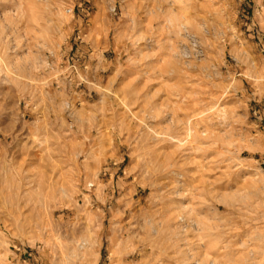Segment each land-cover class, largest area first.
<instances>
[{
  "label": "rangeland",
  "instance_id": "obj_1",
  "mask_svg": "<svg viewBox=\"0 0 264 264\" xmlns=\"http://www.w3.org/2000/svg\"><path fill=\"white\" fill-rule=\"evenodd\" d=\"M0 264H264V0H0Z\"/></svg>",
  "mask_w": 264,
  "mask_h": 264
},
{
  "label": "bare ground",
  "instance_id": "obj_2",
  "mask_svg": "<svg viewBox=\"0 0 264 264\" xmlns=\"http://www.w3.org/2000/svg\"><path fill=\"white\" fill-rule=\"evenodd\" d=\"M170 2H171V0H170ZM19 5V4H18ZM21 5V4H20ZM22 6V5H21ZM29 7V6H28ZM33 8V7H32ZM174 8V7H173ZM167 9V8H166ZM175 9V8H174ZM21 11H22V9H20ZM29 12H31V11H29ZM21 13V12H20ZM19 13V14H20ZM24 14V13H23ZM31 14V13H30ZM33 15V14H32ZM31 15V16H32ZM35 17V16H34ZM38 23V22H37ZM177 95V94H176ZM157 102V101H156ZM179 106V105H178ZM174 117V116H173ZM182 117V116H181ZM187 117V116H186ZM185 120V119H184ZM196 121V120H195ZM161 126V125H160ZM193 130V129H192ZM187 131V130H186ZM191 131V130H190ZM200 136V135H199ZM179 173V172H178ZM184 180V179H183ZM193 181V180H192ZM188 186V185H187ZM192 187V186H191ZM186 189V188H185ZM196 190V189H195ZM188 191V190H187ZM194 193V192H193ZM178 204V203H177ZM171 212H172V210H171ZM167 216V215H166ZM174 225V224H173ZM168 227V226H167ZM155 230V229H154Z\"/></svg>",
  "mask_w": 264,
  "mask_h": 264
}]
</instances>
